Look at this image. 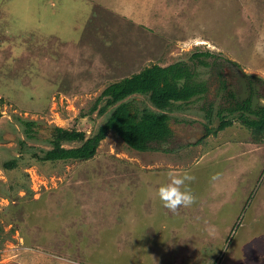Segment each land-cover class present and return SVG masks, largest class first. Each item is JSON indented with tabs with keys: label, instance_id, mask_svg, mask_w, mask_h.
I'll return each instance as SVG.
<instances>
[{
	"label": "rangeland",
	"instance_id": "374dc122",
	"mask_svg": "<svg viewBox=\"0 0 264 264\" xmlns=\"http://www.w3.org/2000/svg\"><path fill=\"white\" fill-rule=\"evenodd\" d=\"M53 2L0 0V264H264V135L256 140L239 112L218 130L217 115L220 70L257 79L252 111L264 107V0ZM199 51L221 68L192 59ZM177 61L209 90L163 112L173 137L159 151L109 132L90 159H41L55 127L98 131L112 108L92 107L110 84ZM129 101L161 112L146 96ZM169 168L195 177L196 202L177 212L156 196Z\"/></svg>",
	"mask_w": 264,
	"mask_h": 264
},
{
	"label": "trees",
	"instance_id": "16d2710c",
	"mask_svg": "<svg viewBox=\"0 0 264 264\" xmlns=\"http://www.w3.org/2000/svg\"><path fill=\"white\" fill-rule=\"evenodd\" d=\"M191 58L204 66L209 67L214 64L215 67L221 68L217 60L212 63L208 61V58H215L210 51L195 52ZM222 74L221 70L217 73V75ZM195 76V71L185 61H177L166 66L153 64L137 74L110 84L92 107V110H98L99 115L106 114L109 108H112L109 117L98 128V131L87 137L84 131L55 127L54 137L51 141L52 149L46 151L41 159L50 162L90 159L95 156L100 142L109 132H114L123 139L132 150L138 152L159 151V145L169 142L173 137V130L169 122L170 116L163 112L174 110L173 107L176 103L187 104L194 99L200 100L205 97L209 90L207 83L196 80ZM253 79L257 82V79ZM228 93L233 98L232 92L228 91ZM134 95L148 97L151 104L161 112H155L146 107L140 113L134 107L133 102L129 101L130 97ZM100 104L102 106L98 107ZM210 109L212 110V106H210ZM211 110L207 115L210 122L212 119ZM235 112L240 113L239 119L251 128L254 137H256L255 139L258 141L263 140L264 107L260 111H252L250 102L242 106L229 100L227 106H219L217 115H219L221 121L218 130H223L232 124V119L228 118V115ZM246 112L255 114L256 118L250 119L245 115ZM21 121L27 127V131L30 132L36 125L35 121ZM29 135L32 136L31 133ZM67 142H80L81 144L67 148L63 146V143ZM15 166L14 161L4 164L5 168ZM58 217H55V220L58 222L57 224L62 225L64 217ZM22 236L27 238L24 233H22ZM131 252L133 253V251ZM135 253L136 255L144 254L141 250L139 253L135 251L133 254ZM127 256V254H122L119 257L125 259ZM105 257L106 255H104ZM144 257L147 258L146 254H144ZM123 258L120 260H124ZM93 259L91 261L95 260ZM108 264H115V262L110 261Z\"/></svg>",
	"mask_w": 264,
	"mask_h": 264
},
{
	"label": "clouds",
	"instance_id": "9594fccd",
	"mask_svg": "<svg viewBox=\"0 0 264 264\" xmlns=\"http://www.w3.org/2000/svg\"><path fill=\"white\" fill-rule=\"evenodd\" d=\"M167 182L156 190V196L162 205L171 212H177L181 207H190L196 202L190 184L195 180L187 171L169 168L166 172Z\"/></svg>",
	"mask_w": 264,
	"mask_h": 264
},
{
	"label": "flooded vegetation",
	"instance_id": "af4514ba",
	"mask_svg": "<svg viewBox=\"0 0 264 264\" xmlns=\"http://www.w3.org/2000/svg\"><path fill=\"white\" fill-rule=\"evenodd\" d=\"M223 75L224 74L217 76V82L219 89L223 90L225 93V106H227L229 100L235 102V104L239 103L242 106H245L247 102H250V107L254 110L252 106L254 96H257L260 100V92L257 88V82L250 76L237 71L226 72L228 81L223 78ZM239 76L243 78V82L239 79ZM228 91L232 92L233 98L230 97Z\"/></svg>",
	"mask_w": 264,
	"mask_h": 264
},
{
	"label": "crops",
	"instance_id": "0c3cea01",
	"mask_svg": "<svg viewBox=\"0 0 264 264\" xmlns=\"http://www.w3.org/2000/svg\"><path fill=\"white\" fill-rule=\"evenodd\" d=\"M47 1H49V2H51V1H60V0H47ZM61 1H68V3H70L71 1H74V2H76V0H61ZM78 1H80V2H82L83 4H85V5H91L92 7H93V9H94V7L95 6H97V5H99L100 4V6H102V7H104L105 8V6L104 5H111V2H113L114 0H77V2ZM52 3V6H55V3ZM79 3V2H78ZM87 7V6H86ZM91 8V7H90ZM111 8V7H110ZM121 8V7H120ZM92 9V8H91ZM115 10H116V8H115ZM126 10H128V8L126 7V6H124V8L122 7L121 9H119V11L122 13V15L124 16H126V18L127 17H129V12L127 11L126 12ZM90 14L91 13H89V16H90ZM135 20V19H134ZM137 25H140V24H142V22H139V21H137V23H136ZM208 158V157H207ZM204 160H206L205 158L202 160V161H200V162H203ZM210 161H212V160H210ZM210 161H207L208 163H210ZM197 162H199V160L197 161Z\"/></svg>",
	"mask_w": 264,
	"mask_h": 264
},
{
	"label": "water",
	"instance_id": "95a60500",
	"mask_svg": "<svg viewBox=\"0 0 264 264\" xmlns=\"http://www.w3.org/2000/svg\"><path fill=\"white\" fill-rule=\"evenodd\" d=\"M239 79L243 82V78L239 76ZM259 99L257 96H254L253 98V101H252V106H253V109L255 108L256 106V103H258ZM0 109H1V105H0Z\"/></svg>",
	"mask_w": 264,
	"mask_h": 264
}]
</instances>
